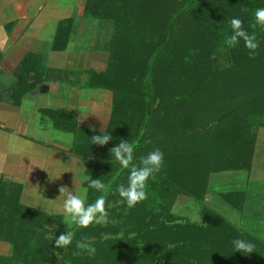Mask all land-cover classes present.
I'll return each instance as SVG.
<instances>
[{
  "label": "trees",
  "instance_id": "1",
  "mask_svg": "<svg viewBox=\"0 0 264 264\" xmlns=\"http://www.w3.org/2000/svg\"><path fill=\"white\" fill-rule=\"evenodd\" d=\"M259 7L264 0H87L85 17L112 25L107 68L89 72L85 83L112 93L106 131L112 140L91 144L100 133L86 131L87 141L75 155L86 160V177L108 186L106 208L120 202L115 189L128 182L130 168L109 151L121 140L134 144L137 164L160 149L164 167L149 178L147 199L132 208L122 203L126 214L107 208L114 225L75 226L66 248L55 247V238L67 231L61 217L23 207L20 186L0 180V242L10 247L0 264H264V242L222 216L204 209L201 224L175 223L170 213L178 196L202 201L211 174L251 167L256 130L264 127V27H251ZM233 17L256 33L260 46L254 59L243 41L232 48L224 44ZM70 26L69 21L59 25L54 51L65 48ZM39 61L34 55L24 59L23 74L9 90L12 103L19 104L41 82ZM102 194L88 188L86 203ZM221 199L237 211L248 200L241 191L223 193ZM82 237L96 247L94 258L74 254ZM237 238L255 244L254 252H235Z\"/></svg>",
  "mask_w": 264,
  "mask_h": 264
},
{
  "label": "crops",
  "instance_id": "2",
  "mask_svg": "<svg viewBox=\"0 0 264 264\" xmlns=\"http://www.w3.org/2000/svg\"><path fill=\"white\" fill-rule=\"evenodd\" d=\"M86 3L0 0V180L20 186L23 207L63 219L59 188L75 194L87 180L86 160L74 151L86 143V131L106 132L112 113V93L85 86L89 72L107 68L111 32L109 22L85 17ZM67 21L66 46L54 51L58 27ZM29 55L40 58L41 82L14 104L9 90ZM9 253V245L0 242V255Z\"/></svg>",
  "mask_w": 264,
  "mask_h": 264
},
{
  "label": "clouds",
  "instance_id": "3",
  "mask_svg": "<svg viewBox=\"0 0 264 264\" xmlns=\"http://www.w3.org/2000/svg\"><path fill=\"white\" fill-rule=\"evenodd\" d=\"M241 10L243 12L248 11L247 8ZM253 17L254 22L251 27L255 28L257 25L264 27V7L255 9ZM229 23L231 33L225 37L224 44L232 48L243 41L244 47L248 50L249 58L254 59L260 46L256 33H250L240 18L233 17ZM110 140H112V136L108 132H101V134L94 135L90 139L91 144L100 146L108 144ZM109 151L112 159L118 161L123 168H130L127 185L124 183L119 184L115 189V193H118L121 203H126L129 208L135 207L138 203L147 199V182L149 178L155 179V175L164 167V153L156 148L147 155L141 156L137 164L134 163V144L129 141L121 140L118 145L112 147ZM86 179L88 180V188L103 193L93 203H86L88 188L75 191V194L69 191L67 186L59 188L60 196L57 199L63 197L64 219L62 222L67 225V229H70L72 225L79 228H88L93 224L106 225L109 222V211L106 208L108 186L100 178L86 177ZM74 235V231L71 230L59 235L55 238V247L66 248L72 244ZM232 243L235 252L248 254L254 252L255 244L250 241L237 238ZM75 247L79 251L74 254L78 255L83 252L91 258L96 256L97 249L88 237H82L76 242Z\"/></svg>",
  "mask_w": 264,
  "mask_h": 264
},
{
  "label": "rangeland",
  "instance_id": "4",
  "mask_svg": "<svg viewBox=\"0 0 264 264\" xmlns=\"http://www.w3.org/2000/svg\"><path fill=\"white\" fill-rule=\"evenodd\" d=\"M109 39L110 35L108 41ZM221 51H217V56H222ZM217 59L220 64H225L222 57H217ZM207 185L206 194L202 201H195L184 196H178L175 199L170 210L176 220L175 223L201 224L202 213L204 209H207L222 216L224 220L236 228L250 232L264 242V127H259L256 130V142L250 169L247 171H221L211 174ZM231 191H241L247 194V203L241 211L233 209L222 201L221 194ZM121 205V202L109 203L107 208L114 209L116 213L126 214V210H121ZM62 221L63 218H61V224L67 229V225ZM116 223L117 221L109 219L107 224L114 225ZM75 226L72 225L67 230H72ZM108 237L110 235L105 234L103 236V238Z\"/></svg>",
  "mask_w": 264,
  "mask_h": 264
}]
</instances>
